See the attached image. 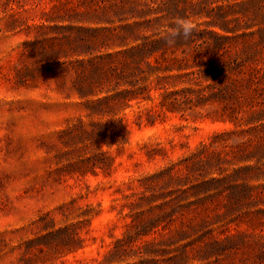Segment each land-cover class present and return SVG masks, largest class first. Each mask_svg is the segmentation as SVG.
I'll list each match as a JSON object with an SVG mask.
<instances>
[{"label": "rangeland", "instance_id": "1", "mask_svg": "<svg viewBox=\"0 0 264 264\" xmlns=\"http://www.w3.org/2000/svg\"><path fill=\"white\" fill-rule=\"evenodd\" d=\"M137 1L160 13L129 46L198 31L92 117L74 82L124 49L99 31L133 22L122 0H0V264H264V0Z\"/></svg>", "mask_w": 264, "mask_h": 264}, {"label": "trees", "instance_id": "2", "mask_svg": "<svg viewBox=\"0 0 264 264\" xmlns=\"http://www.w3.org/2000/svg\"><path fill=\"white\" fill-rule=\"evenodd\" d=\"M153 3L160 5L162 1L156 2L155 0ZM158 8L160 7H155L149 2H145L142 5L137 0H122V3L119 6L117 5V12L126 13L129 11L130 15L126 16L125 19L129 17L133 19V22L122 24L119 29L104 28L99 30L103 32V35L100 37L106 41L104 45L108 47L111 45H120L124 47V49L106 55L107 58L112 60V63L99 62L93 59L90 60V67H85L83 73L77 75L74 82V89L81 99H86V104L88 106L87 115L94 117L113 112L115 113L118 109H125L128 107L129 101L134 97H138V95L141 94L143 98L146 97L143 90L147 92L149 90L148 87H144L141 89L142 91H138L137 89H125L114 94H107L103 97H100L99 94L103 92L109 93L110 90L108 88L103 89V87H97L111 80H116L120 84L122 79H124L125 83L128 82L132 86H136L138 82H134L131 78H136L139 73L144 72V64L150 69L155 67L152 59H156L155 51H157V47L164 42L163 40L157 38L148 41V38H146L147 41L143 40L140 44L129 45L131 42L135 43L138 41L139 28L146 22H150V19L144 21H138L137 19L160 13ZM163 17L164 15L156 16L153 20L158 21ZM111 40L113 41L112 44L109 43ZM118 40L120 42H118ZM179 67V69H182L181 66ZM167 69L173 70L174 68L170 67ZM96 125L106 130L109 135L112 133L118 135L116 130L111 128V123H96ZM97 133L95 129H84L82 131V134L88 135ZM119 135L125 137V126L123 124L119 125Z\"/></svg>", "mask_w": 264, "mask_h": 264}, {"label": "clouds", "instance_id": "3", "mask_svg": "<svg viewBox=\"0 0 264 264\" xmlns=\"http://www.w3.org/2000/svg\"><path fill=\"white\" fill-rule=\"evenodd\" d=\"M156 35L167 45H175L178 37L189 40L198 31V22L190 17H175L171 22H161L156 25Z\"/></svg>", "mask_w": 264, "mask_h": 264}]
</instances>
